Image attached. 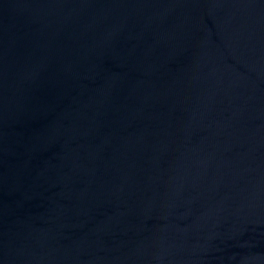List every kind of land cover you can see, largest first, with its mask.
Returning a JSON list of instances; mask_svg holds the SVG:
<instances>
[{"label": "water", "instance_id": "obj_1", "mask_svg": "<svg viewBox=\"0 0 264 264\" xmlns=\"http://www.w3.org/2000/svg\"><path fill=\"white\" fill-rule=\"evenodd\" d=\"M0 264H264V0H0Z\"/></svg>", "mask_w": 264, "mask_h": 264}]
</instances>
